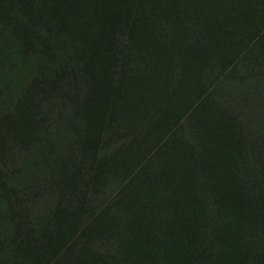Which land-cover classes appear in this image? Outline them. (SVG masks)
I'll use <instances>...</instances> for the list:
<instances>
[{"label": "rangeland", "instance_id": "1", "mask_svg": "<svg viewBox=\"0 0 264 264\" xmlns=\"http://www.w3.org/2000/svg\"><path fill=\"white\" fill-rule=\"evenodd\" d=\"M42 55L48 73L75 87L30 81ZM233 118L264 139V0H0V264L96 262L139 195L145 173L132 175L155 150L177 157L207 209L190 213L207 218L205 235H228L214 264H234V252L264 264V149L246 146ZM85 147L102 148L78 173ZM62 167L78 177L57 213L66 232L46 233L40 259L24 244L15 199L53 204ZM164 207L141 208L152 231L165 228ZM188 237L158 248L167 253L153 264H185L197 244Z\"/></svg>", "mask_w": 264, "mask_h": 264}, {"label": "trees", "instance_id": "2", "mask_svg": "<svg viewBox=\"0 0 264 264\" xmlns=\"http://www.w3.org/2000/svg\"><path fill=\"white\" fill-rule=\"evenodd\" d=\"M62 3L65 4V0H62ZM7 5H11V3ZM104 29L106 30L105 27ZM115 37H118V35H115ZM17 39L25 42L20 36H17ZM20 41L19 43L24 50L26 45ZM46 46L48 45L43 47L42 52H44V54L53 53L51 49H46ZM42 56L45 57V59H39L37 62L38 67L31 69L30 81L32 80L36 83L43 82L53 86H58L60 84L61 90L68 85V89H65L66 93L69 88L75 87V82L72 81L69 75L61 71H57L56 74L48 73L47 69L53 65L49 61L52 60H50L48 56ZM51 92L53 91L51 90ZM73 105L75 104L73 103ZM73 109L76 110V107H73ZM6 113L10 114L11 112L8 111ZM233 120L234 123L237 122L235 125V133L238 138L242 137L245 139L246 146H248V141H251L253 144H259L260 147L256 144L258 148L264 149V139L255 138L254 133L249 131L251 127H249L246 132L245 129L247 128L244 127L246 125L240 124L234 118ZM101 148L94 152L92 148L89 150L85 147L81 151V155L78 156V173H81V169L85 171V169L88 168V165L85 164V161L88 160L87 156L90 155L97 158ZM163 155L164 154L160 155L159 150H155L153 154L141 164L137 172L132 175V179L133 177L136 179L138 176H141L142 173H145L143 174L144 179L142 185L138 191L139 195L129 202L128 208L131 210V213H128L127 218L122 221V225H116L114 231H112V235L105 238V244L108 243L107 248L101 249L102 251L100 248L97 250V255H95L97 257V263L94 261L93 264H153L154 255L158 248L162 249L167 246L177 247L179 244H182V241L180 242L179 240L184 236L188 237L190 232H194L193 226H196L195 236L191 237V233L185 242H187L189 248L190 244H193V242L196 241L197 244H195V248L193 249L194 252L190 258L188 257L185 264H214L226 258L221 240L224 239L226 241L228 235H226V233L221 234L220 230L218 233L209 234V236L205 235L202 229L204 228L203 223H205L207 218L201 215L195 216V214L191 216L190 213H199L198 211L200 209L204 212L207 209L201 206L202 204H197V201L193 198L190 183L188 181H185V183L183 182V178H187V175L180 168L177 157L171 155L168 158H163ZM213 155L216 156L214 153ZM20 167L23 168L22 162H20ZM26 172L28 171H22L21 173L23 174L21 176L25 177ZM76 172L73 173L72 171H68L64 174L62 167L55 174V177L53 175L54 186L48 193L49 198L52 200L56 199L53 204L35 206L26 203L22 199H15L16 213H19L27 232L24 244L28 247L33 246L38 254H40V248H42L41 243L46 237L45 235L47 232H52L54 230L55 235L58 232L61 236L66 232L64 231L62 233V230L58 229L60 224L58 226L56 224L57 213H66L65 211H67L64 207L69 195V183H67V180L71 182L75 178H78L75 177ZM5 176L7 177L6 181L9 182V186L11 183L12 188L13 183L10 177L8 174ZM156 200H160L163 202L164 206H166L164 208L167 213V215L165 214L167 216L165 217L167 221L165 222L164 231L162 230L161 232L152 231L149 223L144 222L142 216L139 215V213H141V208L145 204L152 201L156 202ZM238 211L240 210L238 209ZM218 213H226L223 211L221 205ZM166 226L169 227L166 228ZM69 236L72 237L73 234H68V237ZM143 244L144 247L140 248ZM163 253L167 252H157V254L160 255ZM43 257V254L39 255L40 259ZM229 258L233 260L234 264H242L241 252L240 254L234 252Z\"/></svg>", "mask_w": 264, "mask_h": 264}]
</instances>
